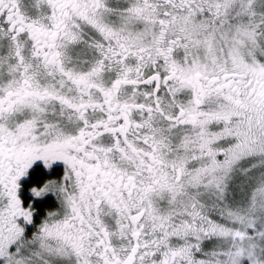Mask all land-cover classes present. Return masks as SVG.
I'll use <instances>...</instances> for the list:
<instances>
[{"label":"snow or ice","instance_id":"snow-or-ice-1","mask_svg":"<svg viewBox=\"0 0 264 264\" xmlns=\"http://www.w3.org/2000/svg\"><path fill=\"white\" fill-rule=\"evenodd\" d=\"M0 264H264V0H0Z\"/></svg>","mask_w":264,"mask_h":264}]
</instances>
